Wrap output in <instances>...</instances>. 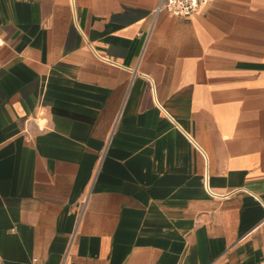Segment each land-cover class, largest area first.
I'll list each match as a JSON object with an SVG mask.
<instances>
[{
	"label": "crops",
	"instance_id": "obj_1",
	"mask_svg": "<svg viewBox=\"0 0 264 264\" xmlns=\"http://www.w3.org/2000/svg\"><path fill=\"white\" fill-rule=\"evenodd\" d=\"M158 2L0 0V264H264V0Z\"/></svg>",
	"mask_w": 264,
	"mask_h": 264
},
{
	"label": "built area",
	"instance_id": "obj_2",
	"mask_svg": "<svg viewBox=\"0 0 264 264\" xmlns=\"http://www.w3.org/2000/svg\"><path fill=\"white\" fill-rule=\"evenodd\" d=\"M209 0H159L156 6V13L167 10L173 14L181 16H191L200 8L206 5ZM206 185L212 194H215L209 187V181L206 177Z\"/></svg>",
	"mask_w": 264,
	"mask_h": 264
}]
</instances>
